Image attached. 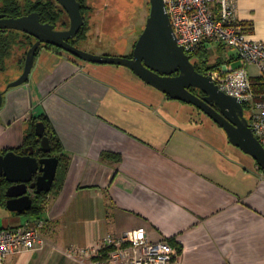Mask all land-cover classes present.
Here are the masks:
<instances>
[{
    "label": "crops",
    "instance_id": "1",
    "mask_svg": "<svg viewBox=\"0 0 264 264\" xmlns=\"http://www.w3.org/2000/svg\"><path fill=\"white\" fill-rule=\"evenodd\" d=\"M235 8L248 38L264 42V0H237ZM214 45L219 54L231 51L219 61L239 66L233 50ZM83 62L41 48L28 81L4 96L0 154L23 147L34 119L45 116L68 159L59 192L48 195L38 217L9 212L0 190V229L44 222L42 246L6 264H90L67 251L138 227L151 242L180 247L171 264H264V173L257 164L248 169L218 151L210 157L177 111L148 98V88L166 95L126 67Z\"/></svg>",
    "mask_w": 264,
    "mask_h": 264
},
{
    "label": "water",
    "instance_id": "2",
    "mask_svg": "<svg viewBox=\"0 0 264 264\" xmlns=\"http://www.w3.org/2000/svg\"><path fill=\"white\" fill-rule=\"evenodd\" d=\"M56 1L70 19V28L66 31H56L53 25L42 23L37 13L20 17L0 15V30L17 31L36 40L26 53L21 75L4 90H0V109L6 92L28 81L40 46L51 45L84 62L126 67L141 81L168 98L195 107L223 130L232 146L252 157L264 173V148L243 117L242 105L220 92L211 77L196 71L191 56L177 45L163 0H149V17L131 58L92 55L66 43L65 40L73 39L84 24L81 5L77 0ZM174 73L178 75L172 76ZM190 88L200 91L204 96H196L190 92ZM44 131V123L37 122L34 133L39 139L38 150L50 155L52 150ZM36 151L33 146H27L19 152L11 150L0 154V177L10 184L5 192V205L9 212L21 214L28 211L33 196L51 190L59 160L52 156L38 158L35 156Z\"/></svg>",
    "mask_w": 264,
    "mask_h": 264
},
{
    "label": "built area",
    "instance_id": "3",
    "mask_svg": "<svg viewBox=\"0 0 264 264\" xmlns=\"http://www.w3.org/2000/svg\"><path fill=\"white\" fill-rule=\"evenodd\" d=\"M237 0H163L176 42L187 55L206 43L223 45L235 52L238 67L223 63L206 73L218 90L250 111L249 125L264 148V42L248 38L249 28L236 20ZM258 71L253 81L249 68ZM262 88V89H260ZM44 222L36 219L23 227L0 229V264L8 256L42 246L38 230ZM72 258L90 264H171L179 248L168 241L151 242L146 230L135 228L121 235H107L97 246L70 248Z\"/></svg>",
    "mask_w": 264,
    "mask_h": 264
},
{
    "label": "rangeland",
    "instance_id": "4",
    "mask_svg": "<svg viewBox=\"0 0 264 264\" xmlns=\"http://www.w3.org/2000/svg\"><path fill=\"white\" fill-rule=\"evenodd\" d=\"M51 1L17 0L19 13H24L28 7L36 3L51 4ZM84 4L86 9H83V15L86 26L83 30V36L75 40L77 48L86 53L99 56L128 57L132 55L134 46L142 34L146 20L149 17V0H84ZM55 9L58 10L59 8L53 7L54 12ZM60 20L66 22L67 17L63 15ZM6 37L11 39L16 38L17 43L12 47L11 55L6 60L4 69L0 70V90H4L10 82L21 75L24 67V63L21 65V60L25 62L26 57L25 54L23 58L25 47L23 48L21 46L22 43H20L24 35L17 31H8ZM216 49V46L211 43H208L206 46L208 66L219 63V57H225L231 53L230 50L226 49L222 50L221 54H219L216 52ZM72 57L78 61H82L74 56ZM192 62L196 64L195 59ZM256 73L255 69L250 70V74ZM148 98L154 103L168 104V108L177 111L179 117L185 122L184 127L195 132V137L198 138L201 145L204 144L203 146H206L207 155L210 157H213L214 152L218 151V155L219 152H223L229 156H234L248 169L255 165L256 162L252 157L232 146L228 142L223 130L195 107L170 100L150 88H148ZM244 115L249 121V109H244ZM220 159L224 161V159Z\"/></svg>",
    "mask_w": 264,
    "mask_h": 264
},
{
    "label": "trees",
    "instance_id": "5",
    "mask_svg": "<svg viewBox=\"0 0 264 264\" xmlns=\"http://www.w3.org/2000/svg\"><path fill=\"white\" fill-rule=\"evenodd\" d=\"M77 1L79 3H81V5L83 6L82 10L86 9L85 4H84V0H77ZM0 6H1L3 12L6 14V17H18L20 15L17 0H0ZM33 10L38 11L40 13V16L43 19V21L54 20V17L52 18V16H54V11H53V7H51L50 4L39 2V3H36L35 5L27 8V12H31ZM85 26H86V22H85L83 28L80 30L79 34L77 35V38H79V37L81 38L83 36V32H84L83 30L85 29ZM16 43H17L16 38L11 39V38L6 37V35H4L3 37L0 38V70L4 69L6 60L11 55V49ZM20 43H22L21 46L23 48L25 47V51L23 54V58H24L25 54L27 53V50L29 49L30 45L32 44V41L28 36H24L23 40L20 41ZM207 44L208 43L202 44L197 49V51L193 55H191L196 60V64H194L196 71H198L199 73H203V74L205 72H209V71H211V70H213V69H215V68H217L223 64V62L219 61V63H217L215 65L208 66L207 58H206V46H207ZM23 63H24V60H21V65ZM38 119L44 123V126H45L44 135L46 137H48V139H49L50 147L52 150L51 154L50 155L44 154V153L40 152V150H38L39 139L36 138L35 133H34V129L31 130L26 135V137L24 139L23 147L15 149L14 151L19 152L24 147L33 146L37 150L35 153L36 157H38V158L48 157V156L56 157L59 160V164L57 167L56 177H55V180H54V183L51 187L50 192H48V193L42 192L39 195L33 196V203H32L31 208L28 211L23 213V214H26V215L31 216V217H38L39 215H41L43 213V211L45 210V207L47 205L48 195L49 194H56L59 192V190L62 186V182L64 180V176H65L67 168H68V159H67V157H65L61 153L62 150H61V146H60L58 139L53 134H50V131H49L50 127L48 125L46 117L41 116ZM36 120L37 119H34L35 123H36ZM35 123H33V128L35 126L34 125ZM5 153L6 152H3L2 154H5ZM258 169L260 171H262L260 168H258ZM9 186H10V184L3 177H0V190H1V197H2L1 203L4 206H5V200H7V198L5 197V192ZM170 243L174 244L173 242H170ZM174 245H177V244H174ZM178 248L180 249L179 246H178Z\"/></svg>",
    "mask_w": 264,
    "mask_h": 264
},
{
    "label": "flooded vegetation",
    "instance_id": "6",
    "mask_svg": "<svg viewBox=\"0 0 264 264\" xmlns=\"http://www.w3.org/2000/svg\"><path fill=\"white\" fill-rule=\"evenodd\" d=\"M48 4H50V3H48ZM50 5H51V7L59 8L58 10L55 9L54 16H52V18L54 17V20L43 21V19H42L41 16H40V13H39L38 11H35V10H33V11H31V12H27V11H25L24 13L20 14L18 17H20V16H25V15H28V14H30V13H37V14L39 15V17H40V21H41L42 23H48V24L53 25V26H54V29H55L56 31H66V30H68V29L70 28V19H69L67 13L65 12V10L59 5V3H58L56 0H52ZM80 5H81V3H80ZM82 7H83V6L81 5L80 11H81V14H82V16H83V20H84V24H85L86 21H85V17H84V15H83ZM0 15H4V16L6 17V14L3 12L1 6H0ZM63 15H65V16L67 17V21H66V22L60 20V18H61ZM84 24H83V26H84ZM83 26L81 27V29L83 28ZM81 29H80V30H81ZM80 30H79V32H80ZM7 32H8L7 30H6V31H2V30H0V38L3 37L4 35H7ZM79 32L76 34V36H75L73 39L65 40V42L68 43V44H70V45H72V46H74V47H77L76 44H75V40L77 39V35L79 34ZM19 33H20V32H19ZM22 34H23V33H22ZM23 35H24V36H28V35H26V34H23ZM28 37L33 41V43H32V45H33V44L36 42V40H35L34 38L30 37V36H28ZM41 48L52 49V50H55V51H58V52H60V51L65 52V51H63L62 49L57 48V47H54V46H51V45H45V44H42L38 50H40ZM65 53H66V52H65ZM131 56H132V55L128 56V58H131ZM193 60H194V58L191 56V61H193ZM192 63H193V62H192ZM206 73H207V72H205L204 74H206ZM202 74H203V73H202ZM176 75H178V73H174V74H172V76H176ZM189 90H190V92H192L193 94H195L196 96H198V97H200V98L204 96V94H202L200 91H198V90H196V89L190 88ZM214 109H215L216 111H218V108H217L216 106H214ZM243 111H244V109H243ZM201 113H202V112H201ZM243 117H244V118L247 120V122L249 123V121H248V119L245 117L244 113H243ZM249 124H250V123H249Z\"/></svg>",
    "mask_w": 264,
    "mask_h": 264
}]
</instances>
